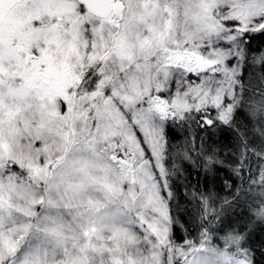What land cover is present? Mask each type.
Masks as SVG:
<instances>
[{
	"label": "snow or ice",
	"instance_id": "1",
	"mask_svg": "<svg viewBox=\"0 0 264 264\" xmlns=\"http://www.w3.org/2000/svg\"><path fill=\"white\" fill-rule=\"evenodd\" d=\"M258 36L264 0H0V264H257Z\"/></svg>",
	"mask_w": 264,
	"mask_h": 264
},
{
	"label": "trees",
	"instance_id": "2",
	"mask_svg": "<svg viewBox=\"0 0 264 264\" xmlns=\"http://www.w3.org/2000/svg\"><path fill=\"white\" fill-rule=\"evenodd\" d=\"M264 46V37L258 36L256 39L252 41V47H261ZM223 136L229 135V133L225 132L222 134ZM188 179H190L193 185L197 184V180L199 179V186H204L207 184L208 187H214L220 195H224L226 190L223 187L224 180L227 179L229 173L227 168L221 169L219 173L216 175L215 180L213 181L211 177L206 181L204 178V173L201 172L200 176L197 177L196 171L193 168H189ZM252 247L256 250V262L257 264H264V231L257 230L252 237L251 240Z\"/></svg>",
	"mask_w": 264,
	"mask_h": 264
}]
</instances>
